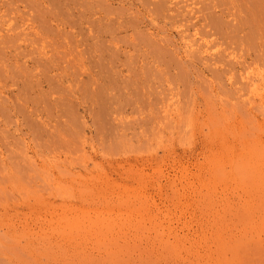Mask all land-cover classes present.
<instances>
[{"label":"rangeland","instance_id":"1","mask_svg":"<svg viewBox=\"0 0 264 264\" xmlns=\"http://www.w3.org/2000/svg\"><path fill=\"white\" fill-rule=\"evenodd\" d=\"M0 264H264V0H0Z\"/></svg>","mask_w":264,"mask_h":264}]
</instances>
